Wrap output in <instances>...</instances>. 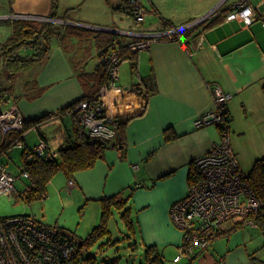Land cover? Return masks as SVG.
<instances>
[{
  "label": "crops",
  "instance_id": "crops-1",
  "mask_svg": "<svg viewBox=\"0 0 264 264\" xmlns=\"http://www.w3.org/2000/svg\"><path fill=\"white\" fill-rule=\"evenodd\" d=\"M127 1H0V20L9 22V27L11 24L10 35L1 45L12 35L16 20L52 22L58 31L67 25L75 27V37H54L46 58L15 82L8 80L10 85L2 89L11 96V104L17 103L25 122L48 116L26 132V148H34L41 140L58 150L71 143L75 119L61 111L86 96L83 75L90 89L95 85L101 55L113 39L114 47H121L142 35L204 19L184 32L183 40L178 34L174 39L163 35L149 50L123 51L118 83L126 93L125 148H110L94 168L68 178L74 180L73 187L68 183V194L80 207L121 194L132 208L135 234L141 233L144 251L158 246L166 264H264L260 251L264 237L256 233L264 229L244 224L231 230L243 220L224 224L220 237L208 249H198L192 258L175 262L183 234L171 219L173 204L189 192L193 164L221 141L218 126L195 125L214 108L211 86L217 85L232 96L229 135L241 168L239 157L247 147L257 160L264 156V0H248L258 16L251 26L227 20L242 0L197 1L195 11L182 15L166 1L152 3L149 10L141 0L146 14H153L154 23L143 24L145 16L144 22L134 20L133 26L125 27V15L130 14ZM25 51L35 52L30 47ZM150 75L156 84L148 88L143 84L141 91L135 92L134 84ZM22 76L20 92L15 93L14 86ZM106 99L112 101L113 97L107 93Z\"/></svg>",
  "mask_w": 264,
  "mask_h": 264
},
{
  "label": "built area",
  "instance_id": "built-area-1",
  "mask_svg": "<svg viewBox=\"0 0 264 264\" xmlns=\"http://www.w3.org/2000/svg\"><path fill=\"white\" fill-rule=\"evenodd\" d=\"M128 5L136 22H144L146 9L141 0H129ZM257 17L248 0H242L235 5L227 20H241L246 26H251ZM203 20L163 33L142 35L140 40L110 48L102 59L108 80L98 97L84 100L73 110H68L69 114L77 113L84 133L103 141L117 138L119 120L127 115L124 105L126 93L118 83L125 49L133 53L149 50L153 42L163 35L174 39L178 34L183 40V33ZM210 90L214 108L201 115L195 125L197 128L221 126V141L195 161L199 171L198 180L191 184L187 196L175 202L171 208L172 222L183 234V246L175 262H180L183 257L192 258L198 249H208L220 237L222 226L230 221L239 218L245 225L254 228H259L260 221H264V201L256 195L248 174L243 172L231 147L226 120L232 96L217 85L211 86ZM107 93L113 97L112 101L106 99ZM24 125L25 119L17 103L0 108V147L11 132L21 133L25 138ZM13 147L24 151V166L19 178L30 181L31 174L27 170L30 162L39 158L53 160L59 157L58 149L52 148L46 140H41L31 149L26 148L24 140ZM19 178L0 163V197L27 193L30 186L18 191ZM69 185L73 187L74 180H70ZM0 264H80L79 248L59 227L33 215L0 216Z\"/></svg>",
  "mask_w": 264,
  "mask_h": 264
},
{
  "label": "trees",
  "instance_id": "trees-1",
  "mask_svg": "<svg viewBox=\"0 0 264 264\" xmlns=\"http://www.w3.org/2000/svg\"><path fill=\"white\" fill-rule=\"evenodd\" d=\"M129 4V0L127 1ZM129 8V5H128ZM132 15V13L130 12ZM53 17H56L55 15ZM54 37H58L61 40H65L67 37H75V27L66 26L63 30L58 31L52 22H43L38 20H16L13 23V33L8 40L1 45L0 57L3 59L6 74L11 82H15L16 79L29 71L36 63L43 61L46 55L50 51L51 41ZM108 48L103 51L101 55V64L97 69L96 76L94 77L95 85L90 89L87 82V76L83 75L85 88L87 89L86 96L61 112L65 113L68 110H73L80 102L98 97L101 88L107 82V70L106 65L102 61L104 55L110 48L114 47V39L108 43ZM32 48L33 54H22L23 50ZM135 54V53H134ZM154 76L150 75L144 78L140 83L134 84V91H141L143 84L151 85L156 84ZM88 83V82H87ZM147 86L146 88H148ZM143 94V93H142ZM145 94V93H144ZM145 95L148 96V93ZM4 100V95H0V106ZM75 121L74 125V139L71 143L64 148L58 150L59 157L53 160L48 159H35L27 165V170L31 174L30 190L24 195L19 197L26 203L32 204L35 201L43 200L47 198V186L50 184L54 175L59 172L64 173L69 179L82 171H86L95 167L96 163L104 159L107 150L115 148L118 145L121 149L125 148L124 132L128 124V120H119V128L117 131V141H103L92 138L84 133L81 124L77 118V113H72ZM48 116H45L34 122H25L24 130L26 132L34 125L42 122ZM227 128L230 129L231 117L229 112L227 113ZM220 134L222 127L219 126ZM22 134L18 132H11L7 135L4 144L0 147V155L8 152L13 146L23 141ZM29 149V148H28ZM24 155V151L23 154ZM199 178V171L193 164L189 181L194 183ZM249 182L255 191L256 195L264 201V156L258 159L248 174ZM102 202V221L101 224L96 227L93 232L82 242L81 249L83 247H91L98 240L107 237L111 232L109 230V220L114 214V210L121 212V218L123 219L126 227L135 234V224L132 218V208L128 205V200L123 198L121 194L105 198ZM260 227L264 229V221H260ZM244 225V221L237 222L231 229L232 231L241 229ZM142 264H166L163 254L160 252L158 246L146 247L144 251V263Z\"/></svg>",
  "mask_w": 264,
  "mask_h": 264
},
{
  "label": "rangeland",
  "instance_id": "rangeland-1",
  "mask_svg": "<svg viewBox=\"0 0 264 264\" xmlns=\"http://www.w3.org/2000/svg\"><path fill=\"white\" fill-rule=\"evenodd\" d=\"M1 1V0H0ZM144 5L150 10L153 8L152 3H160L166 1L171 8H179L180 14H187L189 11H195L194 3L205 0H142ZM166 4V3H163ZM172 4V5H171ZM189 9V10H188ZM146 22L143 24L154 23L152 13H147ZM125 27L133 26L134 17L130 14L125 15ZM192 22H189L190 24ZM142 25V24H141ZM187 25V24H185ZM11 27V24H10ZM9 22L0 20V46L1 43L10 35L11 29ZM142 26H139V28ZM1 51V49H0ZM22 54H28L26 51ZM93 63V62H91ZM19 81L14 86V92L19 93L21 86ZM8 75L4 67V62L0 58V95H4L1 103V109L8 108L11 105L9 93L2 89L8 87ZM23 150L13 147L8 152L0 155V163L5 165L7 169L16 177H20L23 163ZM243 172L249 174L257 155L250 147L246 148V152L240 157ZM68 177L59 172L53 176L50 184L47 186V198L35 201L32 204H26L19 195L14 197H0V216L10 217L16 215H33L37 219L59 227L64 234L73 240L79 248L80 264H142L144 263V248L141 244V233H132L125 225L121 218V212L114 210L113 216L109 220L110 234L98 240L91 247H83L82 242L93 232V230L101 224L102 221V202H91L87 206H78L75 204V198L68 194ZM31 185V181L19 178L17 182L18 191H23L27 186ZM136 213V212H135ZM134 217L136 218V214ZM241 219H235L239 221ZM174 225V223L172 222ZM175 228H177L174 225ZM178 229V228H177ZM179 230V229H178ZM249 230H253L252 228ZM180 231V230H179ZM255 231V230H254ZM257 234L264 237L263 231H256ZM264 239V238H263ZM140 241V242H139ZM138 242V243H137ZM264 245V241H263ZM260 248L264 255V246Z\"/></svg>",
  "mask_w": 264,
  "mask_h": 264
},
{
  "label": "bare ground",
  "instance_id": "bare-ground-1",
  "mask_svg": "<svg viewBox=\"0 0 264 264\" xmlns=\"http://www.w3.org/2000/svg\"><path fill=\"white\" fill-rule=\"evenodd\" d=\"M230 132V131H229Z\"/></svg>",
  "mask_w": 264,
  "mask_h": 264
}]
</instances>
